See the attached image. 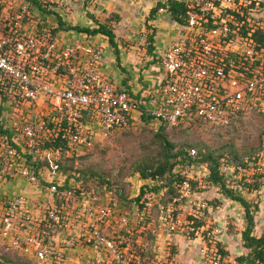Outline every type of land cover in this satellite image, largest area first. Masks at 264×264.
Here are the masks:
<instances>
[{
  "label": "built area",
  "instance_id": "obj_1",
  "mask_svg": "<svg viewBox=\"0 0 264 264\" xmlns=\"http://www.w3.org/2000/svg\"><path fill=\"white\" fill-rule=\"evenodd\" d=\"M178 1L185 3L184 23L158 61L160 82L138 93L101 73L99 49L59 41L57 25L43 14L44 0L40 7L0 0V182L20 177L51 198L38 216L23 194L3 201L0 240L6 249L34 264H173L169 239L182 235L201 242L195 264H248L226 259L217 243L203 241L205 225L198 223L212 207L195 197V189L212 185L205 165L182 167L185 178L166 205L164 189H147L133 210L106 185L95 187L62 169L67 158L136 124L143 113L150 122L194 130L220 129L264 110L258 0ZM57 138L64 146L44 145ZM189 155H196L195 148Z\"/></svg>",
  "mask_w": 264,
  "mask_h": 264
},
{
  "label": "rangeland",
  "instance_id": "obj_2",
  "mask_svg": "<svg viewBox=\"0 0 264 264\" xmlns=\"http://www.w3.org/2000/svg\"><path fill=\"white\" fill-rule=\"evenodd\" d=\"M44 1L41 3L45 8L43 14L52 25H57L58 17L68 26L89 27L84 22L89 19L94 27L97 23L109 24L119 35L122 46L132 47L136 59L142 61L138 75H141L143 69H147L151 59V54L147 51V35L151 30L146 26L149 0H124L128 3L126 5L118 0ZM115 14L118 15L117 19L113 16ZM150 23L157 30V25L152 20ZM163 29L166 36H172L176 32L171 22ZM73 35L76 33L70 34L66 39ZM138 80L143 84L142 79ZM160 127H163L161 131ZM157 134L164 135L174 144L175 150L190 145L196 152L199 149H209L214 155H219L218 173L224 184L250 203L254 219L253 235H264V112L243 114L233 123L220 129L200 126L184 131L168 128L155 121L140 120L130 127L111 132L96 142L91 149L79 151L74 158H67L63 170L83 173L88 183L95 187L106 185L115 193L120 205L129 210L136 209L141 207L140 198H137L140 189L149 180L142 178L141 171L154 167L163 159V149ZM195 190V197L203 198L212 207L211 213L205 214L200 220L201 223H198L205 225L203 241L224 243V246L226 243H231L232 246L242 243L241 233L246 227L242 205L228 198L215 184L207 189ZM168 201L169 198L166 197L161 199L163 205ZM155 210L156 208L154 213ZM214 228L221 231L211 233ZM0 243L3 242L0 240ZM4 249L1 245L0 264L22 263L15 251ZM174 252L176 250L170 246V253L174 255ZM224 253L229 252L224 250ZM234 255L235 259L244 257L243 254Z\"/></svg>",
  "mask_w": 264,
  "mask_h": 264
},
{
  "label": "crops",
  "instance_id": "obj_3",
  "mask_svg": "<svg viewBox=\"0 0 264 264\" xmlns=\"http://www.w3.org/2000/svg\"><path fill=\"white\" fill-rule=\"evenodd\" d=\"M105 1L107 2V0ZM258 1L264 2V0ZM118 2L125 5L128 4L124 0H118ZM158 2L164 3L165 0H149L147 5L148 10H150ZM155 15L156 18L152 20V22L157 25L156 34L154 37L155 48L150 61H148L147 69H143L141 75H138V71H140L139 68L142 66V61L136 59L132 51L133 49H131L132 47L127 48L122 46L120 39H118L119 35H117L115 30H113V32L115 34V41L117 43V57L114 49L108 43L106 37L101 34L91 36L84 33H79L75 30H68L59 31L57 33V38L59 41L65 42L79 41L84 45L90 44L93 47L99 49L102 53L100 66L101 73L106 75L113 82L118 83V85L126 88L128 86L131 90L140 93V91L142 92V89L145 87L148 89H154L158 85L162 75L158 61L164 52L178 39L180 34V23L171 19L167 9L161 7L158 9ZM259 16L264 19V7L261 9ZM160 17L164 18L161 19ZM84 22L87 24L86 26H89V28L94 27V24L91 23V19L88 21L85 20ZM168 22H171L175 26L174 32H176L172 36H166V33L163 29V27L166 26ZM74 33H76V35L66 39L67 36ZM138 79H142L141 81H143V84H141ZM16 194H23L27 197L33 208V213L35 216H38L41 211L51 203L50 195L45 193L39 185L28 183L23 178L18 177L6 182H0V207L5 199ZM200 243L201 242L199 239H190L182 235H173L169 239L170 246H173L174 250H176L174 255L171 254L173 264H195L199 259V253H197V251ZM219 244L221 245L223 252L224 250H228L229 253L223 255V257L228 260H236L234 258L236 255L234 254H237V256H239L238 254L246 255L249 251L246 247H244L243 241L242 243H239V245L238 243H235L234 246H232L231 243H226L225 246L224 243H217L218 248ZM76 263L77 261L71 262V264ZM80 264H85V262H80Z\"/></svg>",
  "mask_w": 264,
  "mask_h": 264
},
{
  "label": "trees",
  "instance_id": "obj_4",
  "mask_svg": "<svg viewBox=\"0 0 264 264\" xmlns=\"http://www.w3.org/2000/svg\"><path fill=\"white\" fill-rule=\"evenodd\" d=\"M31 4H35L36 6L40 7V3L38 0H27ZM254 5V2L251 4V6ZM258 5L260 8L264 7V2H259ZM165 8L167 9V12L169 13L172 20L183 24L184 23V11H185V3L178 0H165L164 3H156L148 12V15L146 17V26L151 30L150 33L147 35V51L151 56L153 55L154 51V36H155V28L153 25H151L150 20H154L155 14L157 13L159 8ZM43 11H45V8H42ZM114 18L117 19L118 15H113ZM92 18V17H91ZM111 22V21H107ZM68 31V30H75L79 33H84L87 35L94 36L96 34H101L106 37L108 43L111 45V47L114 49V52L116 54V57L118 55L117 50V43L115 41V34L113 32L112 26H110L107 23H97L96 27H80L77 25H65L60 17L57 18V27L53 30V33H56L58 31ZM261 34H259V37H255L260 43L262 42V38L264 35V31L260 30ZM259 32V33H260ZM127 88H129L127 86ZM142 109L144 106H141ZM252 112H264V110L259 111H252ZM83 118H88V112L82 111ZM151 117L145 116L143 113L141 115V120H150ZM163 126L168 127L165 124H161ZM168 128H174V127H168ZM163 129V127H160V131ZM175 129V128H174ZM177 130V129H176ZM184 131H189L186 129H180ZM157 136L160 138L162 149H163V159L161 162H159L154 167H151L149 169H143L141 171V175L143 179H152L156 180L157 185L152 186L149 188L147 185H143L140 189V193L137 198H140L141 194L147 190H158V189H164V196L166 198H169L168 203L172 200L174 196L177 195L178 185L180 182L185 178L184 175L181 174L182 167L186 164H201L205 165L209 175L208 180L211 182V184L217 185L222 192L231 200L239 202L244 210V217L246 219V227L241 233V238L243 241L244 247H246L249 251L247 252L244 257H237V261H247L248 264H264V235L261 234L260 236L253 235V228H254V219L253 214L251 211V205L250 203L242 196L235 194L232 190L228 189L226 185L223 182V179L221 175H219V155H214L213 151H210L209 149L203 151L199 149L196 152V155L190 156L189 155V149L192 148L190 145L187 146V148L184 149H178L175 150L174 144L171 143L164 135L157 134ZM64 142L59 140L58 138L49 141H45L44 145L46 147H55L62 145L64 146ZM194 148V147H193ZM206 149V147H205ZM73 156L72 158H74ZM28 161L30 160L29 156L26 157ZM39 168H41L44 163H38L37 164ZM179 165L180 169H176V166ZM65 164L62 166V169H64ZM80 178H83V180L88 181L87 178L83 175V173H78ZM192 186L196 184V181H191ZM149 239V247L152 246L153 238L151 235L148 236ZM4 246V244L0 243V246ZM219 252L223 256L225 253L223 252L221 246L219 245ZM221 250V251H220ZM4 251H9V249H4ZM15 254V253H14ZM19 258L22 259V263L20 264H34L32 260L20 256L16 254Z\"/></svg>",
  "mask_w": 264,
  "mask_h": 264
}]
</instances>
